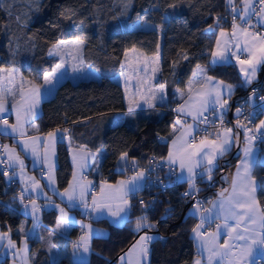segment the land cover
Masks as SVG:
<instances>
[{
  "label": "trees",
  "instance_id": "obj_1",
  "mask_svg": "<svg viewBox=\"0 0 264 264\" xmlns=\"http://www.w3.org/2000/svg\"><path fill=\"white\" fill-rule=\"evenodd\" d=\"M126 2L40 0L37 11L30 0H7V4L0 0V66L17 65L23 74L40 80L57 62V58L49 54L52 44L70 38L86 42L84 58L99 71V77L62 80L54 94L43 100L42 113L36 121L40 130L73 126L72 134L78 143L102 149L101 176L109 181L133 172L129 165L124 167L119 163L123 153H127L128 163L132 161L135 170L146 167L151 156L164 159L166 142L158 136L167 134L172 125L173 112L167 109L169 104H175L172 91L185 84L195 65H207L213 75L233 82L236 85L234 101L241 100L251 90V87L243 89L238 85L240 74L232 63L210 65L215 31L208 29L217 24L227 0H131L125 7ZM17 16L21 17L19 21ZM228 23L229 20L225 25ZM158 45L160 68L170 99L162 105L165 113L156 117L142 116L135 126L125 122L107 123L104 116L125 108L122 86L114 79L124 51L136 47L153 54ZM260 75L258 83L264 82V65ZM87 119H90L88 123H80ZM98 122L99 131H95L92 128ZM77 130L79 136L76 138ZM57 159V183L63 188L71 176V162L62 138L57 142ZM257 168L264 174V165ZM220 183L221 179L216 178L211 195ZM186 186L187 181L174 180L157 200L144 203L146 207L137 203L135 196L130 215L123 224L94 220L104 225L108 234L92 238L87 261H73L65 254L47 264H116L118 256L144 232L164 237L150 244L149 264H192L196 254L192 229L197 218L188 211L187 199L181 194ZM18 190L16 184H7L0 169V229H11L10 236L16 241L22 235L18 229L28 220L15 202ZM143 192L142 189L137 194ZM259 192L263 198L264 189L260 188ZM142 215H146L155 227L138 233L134 225ZM53 223L54 219L48 220L43 230ZM75 233L73 229L71 234ZM29 240L31 249L39 245L35 238ZM7 261L8 258H4L0 264Z\"/></svg>",
  "mask_w": 264,
  "mask_h": 264
},
{
  "label": "snow or ice",
  "instance_id": "obj_2",
  "mask_svg": "<svg viewBox=\"0 0 264 264\" xmlns=\"http://www.w3.org/2000/svg\"><path fill=\"white\" fill-rule=\"evenodd\" d=\"M7 4V0H3ZM31 4L35 5V10L40 8V0H30ZM131 0H127L125 7L130 4ZM243 8L237 9L234 5V0H227V5L231 8L232 12V31L227 33L223 28L220 29L219 37L216 40V50L212 51L211 55L213 57V63L217 61L226 63L230 59V56H234L237 62L242 66L240 71L244 73L245 84H251L256 77L257 69L260 65H264V36L260 33H253L249 31L250 28L254 27L252 22V17L255 16L257 22L261 27H264V0H258L259 10H257L255 0H242ZM169 7H174V5H169ZM11 15V12L8 13ZM124 13H121L123 15ZM237 17H239L240 24L237 23ZM16 19L19 21L21 17L17 16ZM221 17H217V24H219ZM243 25V26H242ZM209 31L212 30V26L209 27ZM232 39H239L241 36L244 37V44L242 51L247 53L246 59H240L237 52H229V48L234 46L237 49H241L239 43L231 45L230 40L225 39L223 44L220 37L229 36ZM251 37V39H248ZM259 40V44L257 41ZM84 42L77 39L74 41H58L52 44L49 49V54L57 52L59 54L60 50L71 48L77 53L76 59L80 58V53L82 52ZM127 55V53H125ZM159 45L157 46L156 52V64H159ZM187 57H185L186 59ZM64 66L63 63L57 64L56 68L50 72L46 73L44 76V82L51 83L52 78L56 75V72ZM122 67L125 65L122 63ZM176 64H173V69L175 70ZM75 70V66H74ZM159 67L152 69V79L156 78L157 73H159ZM208 68L201 67L199 64L196 65V70L192 73L193 80L199 85L197 95L194 97L191 95L193 88L191 84L188 88V99L184 103L177 105L173 111L178 113L177 123L183 124L180 116H191L194 121L193 124H189L186 127L181 128V135L172 140V145L169 149L167 160L170 167L179 160V166L182 170L186 169L187 177L186 180L189 184V189L191 191L184 193L185 196L191 195L192 191H199L195 185V179L200 176L203 179L207 176L209 182L213 179V171L217 168L218 161L220 158L225 156L232 148L233 144H239L240 138L239 133H233L231 128H227L223 133H216L219 138L215 140H209L208 135L201 137L199 143L195 142V132L199 129L197 124L210 123L209 116L206 115L209 111L212 112L213 116H216L221 121V127L223 126V113L226 112L228 108V101L223 99V95L226 94L230 97L234 91L235 86L231 84H226L224 81H215L213 77L208 76ZM19 70L15 67L4 69L0 68V125L3 126V131L5 133L11 129L13 134H19L21 137L25 136V126L30 124L33 118L37 115L36 109L40 102V86L33 84L32 81H25L21 76L20 83L18 85V90H14L12 85L15 84L16 75ZM203 81V83H200ZM25 83L31 85L29 88H25ZM7 85V86H6ZM209 85H212L209 87ZM255 92V90H254ZM151 97L149 100V107H155L156 102H164L166 98V83L160 84L156 89L150 90L147 93ZM183 93H181V98L183 99ZM11 96V111L15 113L16 122L15 124H9L7 117L2 114L9 111V100L8 97ZM17 96L19 99H17ZM264 100V97H260ZM133 103L129 102V109L131 110ZM135 107H140L137 102ZM219 108V115L217 116L216 109ZM243 109L237 108V114L241 113ZM264 111V107L261 108ZM250 114L249 121L252 119ZM238 128L244 129V148L243 156L237 163L236 172L231 180V191L228 189H222L219 193V204L216 201H212V208L201 209L198 205L195 211L200 213V223H198L193 229L192 233L197 241L198 252L204 251L208 253L207 262L208 264H213V261L219 258V260L224 264H250V259L255 255H259L262 260H264V211H261L258 207V201L256 200L257 188L264 189V178L257 181L252 175L255 167V155L254 149L256 148V142H264V119L260 120L258 124L255 125L256 132H253L251 128L246 127L245 124L237 121ZM38 131V126H34ZM176 129L174 127L173 132ZM206 131V129H205ZM209 135H212L209 133ZM48 144L47 148H51L54 151V145L56 141V133H48ZM39 137L31 138V145L29 141L24 140L23 144L27 150L31 147V152L33 156H38L37 148L35 144L39 141ZM160 139H166L161 137ZM4 150L8 154V160L11 163H18L21 168V178L24 179V163L23 160L16 154L15 149H10L7 145L3 146ZM95 157L96 153H90ZM75 159V157H74ZM2 162V161H0ZM44 163H48V151L46 150L44 158ZM119 163L126 167L128 165L127 153H123L120 157ZM83 167L84 165H79ZM197 169L200 171L198 172ZM5 176L8 175L7 172L4 173ZM13 176L16 173L12 174ZM75 175V173H74ZM145 170H141L135 176L128 180H120L117 182L116 186L109 185L106 182H101L100 184V196L97 199L93 197L92 205L87 204L85 200V195L88 186L91 184L89 181L87 184L81 183L79 180L75 184H70L69 188L65 189L61 196L67 197L69 203H72L77 199V192L80 204L85 208H91L94 212H107L112 217L123 218L122 214H127L131 205L128 196L135 191L139 190V182L144 178ZM12 177H9L11 179ZM183 173L177 179H181ZM32 181L33 190H39V182L35 181L33 177H28ZM49 185L54 184V177L52 175V165L48 164V176ZM27 190V189H25ZM20 202L24 210L27 211L31 209V217L33 230H35L39 223V206L32 201L30 204H24L23 192L20 194ZM141 205L144 206V202L141 201ZM59 209L60 217L57 219L55 228L53 230V235L60 231H67L69 224L68 213L56 205ZM146 207V206H144ZM215 209V216L212 215ZM167 211V210H166ZM214 219H222V223L216 224V231L208 232L205 231V225L214 221ZM235 221L234 224H229L228 221ZM155 224L150 223L146 215L137 217L136 223L134 225L136 232H141L143 229L154 228ZM89 232H91V226H88ZM221 229H226V237L223 244L219 243L221 238ZM18 231L23 232L24 229L20 228ZM11 229L8 232H0V240L7 239L8 249H15L13 251V257L19 256L23 264H28L29 257L27 256V242L26 239L23 242V247L16 249L15 241L11 240L10 237ZM164 239V237H154L148 235L144 232L140 235L139 240L135 241L129 248L128 252L120 257L121 264L124 260L128 259V264H147L148 256L151 251L150 244L155 239ZM87 237L81 236L77 242H74L73 248L79 249L83 248L84 252L89 251V246L87 244ZM233 241H239V243H233ZM257 246H259V251H257ZM55 248V245L50 241L47 243V250L49 252ZM194 264H203L202 259H197Z\"/></svg>",
  "mask_w": 264,
  "mask_h": 264
},
{
  "label": "crops",
  "instance_id": "obj_3",
  "mask_svg": "<svg viewBox=\"0 0 264 264\" xmlns=\"http://www.w3.org/2000/svg\"><path fill=\"white\" fill-rule=\"evenodd\" d=\"M234 5L237 9L243 8L242 0L236 1L234 0ZM237 23L240 24L239 17H237ZM258 26L259 23L256 22ZM254 25V24H253ZM243 26V25H242ZM223 28L227 33H231L232 31V19L229 21V23L225 26L215 25L212 27V29L215 31V37H214V44L210 51V65H216V64H226V63H232L239 71L240 77L238 80V85L241 86L243 89L251 87V90L244 94V98L242 96L243 100L247 101H253L254 100V91H252V88L254 84L258 83L260 80V73L261 68L263 65H260L256 72V77L252 81L251 84H245V77L244 73L240 71L241 67H247L240 65L236 58L234 56H230V59L226 63H222L217 61L215 64L213 63V57L211 55L212 51L216 50V40L219 37L220 29ZM249 31L253 33H257L255 29L252 27L249 29ZM262 36H264V33H260ZM221 42L223 44L225 39L230 40L231 45H235L239 43L241 45V49H237L236 47L232 46L229 48V52H237L238 55H242L243 57L240 59H246L247 53L242 51L243 44H244V37L241 36L239 39H232L229 36L226 37H220ZM248 39H251V37H248ZM77 40L76 38H70V39H61L59 41H74ZM80 40V39H79ZM82 41V40H81ZM58 42V41H57ZM84 42V46L82 49V52L80 53V58L76 59L77 53L73 51V49H62L60 50L59 54L57 52H53L50 55H53L57 58L56 64L53 66V68L47 72H45L40 80H36L28 75L23 74L19 67L17 65L11 64V65H3L0 66V68L9 69V68H17L19 70V73L16 75L15 78V84L12 85L14 90H18V85L20 83L21 76L24 78L25 81H32L33 84L40 86V102L37 105V115L33 118L30 124L25 126V136L21 137L18 133L13 134L11 132V129L8 130L7 133L3 131V126L0 125V159H5L7 165L9 166L8 175L5 176V180L8 183H14L19 187L18 193L15 197V202L18 204L19 210L28 218L27 221L23 223L22 228L24 229L21 235V238L16 241L11 238V240L15 241V248L19 249L23 247V242L26 239L27 242V256L29 257L28 264H47L49 262L54 261L58 257L67 254L71 260L73 261H87L90 258L91 255V241L94 236H106L108 234V229L101 224L96 223L94 220L98 219H105L113 224L120 225L123 224L127 218L130 215L132 204L134 201V195L140 192L146 182V170L145 167L139 168L137 170H134L133 172L122 175L118 177L117 179L113 181H109L107 179L102 178L101 176V163L104 157V151L102 149H95L92 148L84 143H78L76 139H74L72 134V128L71 127H64L59 126L55 127L54 129L49 130H40L38 128V131L35 129L34 126H38L37 124V118L42 113V102L45 98H48L52 96L55 92L56 86L64 79L69 78L73 81H77L82 78H89V77H99V71L97 69H94L92 66H90L87 61L84 58V52L86 46V42ZM56 43V42H55ZM259 44V40L257 41ZM52 46V45H51ZM51 48V47H50ZM157 52V51H156ZM156 52L153 54H146L142 52L140 49L136 47H130L127 48L124 51V54L120 61V70L119 72L114 76V79L117 80L123 89V99L125 103V108L122 110H116L111 113H109L108 116H104V119L107 123L114 125L118 123L125 122L129 126H135L138 122V120L142 116H160L165 113V110L162 109V105L167 104L169 99V94L167 92V83L165 77L162 75L160 64H161V52L159 48L160 58H159V64H156ZM127 53V55H125ZM63 60V61H62ZM62 61V62H61ZM63 62H67L69 66L67 67L69 70L65 72L63 69H59L56 72V75L52 78L51 83H45L44 82V76L46 73L52 72L57 64H61ZM122 63L125 65V67H122ZM198 65V64H197ZM201 67L208 68L207 65L199 64ZM75 66V70H74ZM159 67L160 71L157 73L156 78L153 80L152 77V69ZM196 70V65L194 66L191 75L186 80L185 84L183 86H176L173 88V94H172V102L174 104V109L177 107V105L184 103L185 100L188 99V88L191 84L193 91L191 95L194 97L197 95L199 85L193 80L192 73ZM208 76H211L214 78L215 81H224L226 84L234 85V91L232 95L229 97L226 92L223 95V99H226L228 101V108L226 112L223 113V116H228L229 111L231 109V102L235 99V90L236 85L224 78L218 77L216 75H213L209 71L207 72ZM166 83V98L164 102H156L155 107H149V100L151 99L150 96L147 95V93L150 90L156 89L160 84ZM200 83H203V81H200ZM262 84V88H264V82H260ZM7 86V85H6ZM212 85H209L211 87ZM25 88L31 87V85L25 83ZM181 93H183V99L181 98ZM238 98H241L240 96ZM17 99L19 97L17 96ZM241 99V100H242ZM9 100V111L7 113L2 114L3 116L7 117L9 124H15L16 117L15 113L11 111V96L8 97ZM133 103V107L130 110L129 109V102ZM140 104V107H135L136 103ZM217 114L219 115V108L216 109ZM236 110L234 108V105L232 107V112L235 113ZM177 117L178 113L173 112L172 114V125L170 128V131L164 135L163 141L166 142V151L164 155V159L167 163V157L169 153V149L173 147L172 140L176 137L180 136L181 128L186 127L189 124H193L194 121L191 120V116H180L181 121L183 124L177 123ZM264 119V118H263ZM90 119L82 120L80 123H88ZM237 125V124H236ZM232 127H222L219 128L216 132L211 133L212 135H209V133L203 134L201 137L208 135L209 140H215L219 137L215 135L216 133H223L227 128H231L233 130V133H239L240 143L239 144H233L231 150L218 161V167L214 169L213 171V179L215 180L218 176L221 179V183L218 185V187H224L226 186V189L231 191V180L230 178L234 176L236 172V166L240 158L243 156V148H244V129L238 128L237 126ZM176 129L175 133L173 132V129ZM81 130V127L78 128ZM95 131H99V122L96 124V126H93ZM78 131V130H77ZM55 132L56 133V141L54 145V151L51 148L46 149V145L48 144V133ZM81 133V131H80ZM79 136V131L76 134V138ZM32 137H39V141L36 142L35 147L38 151V156H33L31 152V147H29L27 150L24 147L23 141L27 140L29 141V144L31 145V138ZM201 137L197 138L195 142L198 144ZM62 138L65 140L67 147H68V154H69V160L71 162V176L69 178V181L67 185L63 188H60L57 183V177H56V165H57V142L58 139ZM7 145L10 149H15L16 154L20 157L21 160H23L24 168V179L21 178V168L19 167L18 163H11L8 160V154L4 150L3 146ZM46 150L48 151V163L43 162V158L45 155ZM90 153H96L95 157L90 155ZM234 154V157L232 155ZM254 155H255V167L253 170L252 175L255 177L257 181H260L262 178H264L263 173H259L258 166L264 165V151H260L257 147L254 149ZM75 157V159H74ZM221 161V164H220ZM52 165V175L54 177V184L49 185L47 176H48V164ZM83 164V167H80L79 165ZM176 167V174H175V180L186 182L187 177V171L186 169L182 170L179 166V160L176 161L174 164ZM225 165V166H223ZM220 167V168H219ZM141 170H145L144 178L139 182L140 187L139 190L135 191L134 193L130 194L128 196L129 203L131 205L130 209L128 210L127 214H122V219L117 217H112L107 210H104L103 212H94L89 207L85 209L79 201L78 198V192H77V199L74 200L72 203H69L67 200V197L61 196L60 193H63L65 189L69 188L70 184H75L77 180H79L81 183L87 184L89 181L91 184L88 186L85 200H89V205H92L93 203V197H96L97 199L100 196V184L101 182H106L109 185L116 186L117 182L120 180H128L131 177L135 176L138 172ZM226 170L224 173L223 171ZM16 173L15 176L12 174ZM75 173V175H74ZM181 173H183V177L181 179H177V177L181 176ZM9 177H12L9 179ZM28 177H33L35 181L39 182L40 189L39 190H33L32 188V181L28 179ZM202 181H208L207 176H205ZM92 185H96L97 190L90 194L89 190ZM27 189V190H25ZM260 188H257L256 192V200L258 201V207L261 211H264L263 207V201L264 197L261 198L260 196ZM23 192L24 196V204H30L32 201H35V203L39 206V219L40 223L38 227L33 230V224H32V217H31V209L29 208L27 211L24 210L23 206L20 202V194ZM219 194L214 193L210 196L208 200V204L206 207L201 206L200 204H194L193 207H189L188 211L192 213L197 218V224L200 223V213L195 211L196 206L198 205L201 209L206 208H212V201H216L217 204H219ZM56 205H59L61 208H64V210L68 213L69 216V224L70 227H68L67 231H60L57 232L55 235H53V230L55 228V224L57 219L60 217L59 209L56 207ZM88 212V216H85V212ZM213 216H215V209L212 213ZM50 219H54V223L52 225H49L48 229L43 230V224H46V222ZM46 221V222H45ZM222 223V219H214L213 222L208 223L205 225V231L208 232H214L216 231V224ZM229 224H234L235 221L229 220ZM196 224V225H197ZM91 226V232H89L88 226ZM76 229L75 234H71L72 230ZM226 229H221V238L219 240L220 244H223V241L226 237ZM0 232H8V231H1ZM144 233L140 234L143 235ZM148 235L153 236V234L148 233ZM81 236H86L87 244L89 246V251L84 252L83 248L75 249L73 248L74 242H77ZM11 237V236H10ZM33 237L36 240L39 241V245L31 249V244L29 238ZM140 236L137 237V240H139ZM193 239L195 243V251L196 254L193 257L192 264H194V261L197 259H202L203 264H208L207 262V256L208 253L204 251L198 252L197 250V241L193 234ZM0 263L2 259L8 258V261L6 264H23L22 259L17 256L13 257V251L15 249H8L6 246L8 244V240H0ZM51 242L55 245V248L52 249L51 252L47 250V243ZM134 241V242H135ZM133 242V243H134ZM132 243V244H133ZM233 243H239V241H233ZM132 244L124 251L122 252L118 258L116 259V264H121L120 257L127 253L129 248L132 246ZM150 247V246H149ZM257 251H259V246H257ZM254 256L250 259V264H254ZM150 259V253L148 256L147 264H149ZM123 264H128V259L126 258L123 262ZM213 264H222V262L217 258L213 261ZM226 264V262H224Z\"/></svg>",
  "mask_w": 264,
  "mask_h": 264
},
{
  "label": "built area",
  "instance_id": "obj_4",
  "mask_svg": "<svg viewBox=\"0 0 264 264\" xmlns=\"http://www.w3.org/2000/svg\"><path fill=\"white\" fill-rule=\"evenodd\" d=\"M257 10H259V4L258 0H255ZM232 12L231 8L226 4L225 10L223 13L220 14L219 17H221L219 21L220 26H224L227 20L232 19ZM252 22L255 25L253 28L257 33H264V27L258 26L256 24L257 19L255 16L252 17ZM240 58H242V55H239ZM254 100L253 101H247V100H237L234 101V108L235 110L237 108L243 109V111L239 114L237 112L231 113L228 116H223V126L222 127H232L237 124V121H240L241 123L245 124L246 127L251 128L253 132H256L255 125L259 123L260 120L264 118V111H261V108L264 107V100H261L260 97H264V88H262L261 83L254 84L252 91H254ZM168 110H171L172 112L174 109V105L171 103L167 107ZM250 114L252 115L251 121H249ZM206 115L209 116L210 123L207 125L205 124H197L198 131L195 132V140L199 137H201L203 134L206 133H214L221 127V121L216 118V116H213L212 112L209 111L206 113ZM218 116V114H217ZM192 120V118H191ZM206 129V131H205ZM164 137L162 135H159L158 138ZM256 147L260 151H264V142L257 141ZM0 169L1 172L4 174L5 172L8 173L9 166L7 165L5 159H0ZM130 169L133 171L134 164L132 161H129L128 163ZM146 170V182L143 187V193L135 194L136 196V202L141 204V201L144 203L151 204L155 200H157L160 196V193L165 192L166 188L173 183L175 180V174H176V167L175 165H172L170 167L169 163L165 161L160 156H151L149 158V164L145 167ZM199 172L200 170L197 169ZM195 185L196 188L199 189V191H192L191 195L185 196L184 193L191 191L189 189V184L187 182V186L182 190L181 194L186 199L192 198L193 204L197 203L200 204L203 207H206L208 204V200L212 194V189L215 186V180L209 181H202L200 176H197L195 179ZM97 190L96 185H92L90 187L89 193L92 194ZM87 204H89V200L86 201ZM85 216H88V212H85ZM254 264H264V260L259 255H256L254 258Z\"/></svg>",
  "mask_w": 264,
  "mask_h": 264
},
{
  "label": "water",
  "instance_id": "obj_5",
  "mask_svg": "<svg viewBox=\"0 0 264 264\" xmlns=\"http://www.w3.org/2000/svg\"><path fill=\"white\" fill-rule=\"evenodd\" d=\"M231 104H232V106H231V109H230V111H229V114H231V112H232V107H233V105H234V101L231 102ZM220 164H221V161H220ZM225 171H226V170H224L223 173H224ZM217 178H219V176H218ZM222 189H226V186L216 188V189H215V193H218V194H219L220 191H221ZM191 204H193V199H192V198H188V199L186 200V207L190 206ZM184 211H185V210H184Z\"/></svg>",
  "mask_w": 264,
  "mask_h": 264
},
{
  "label": "rangeland",
  "instance_id": "obj_6",
  "mask_svg": "<svg viewBox=\"0 0 264 264\" xmlns=\"http://www.w3.org/2000/svg\"><path fill=\"white\" fill-rule=\"evenodd\" d=\"M63 61V60H62ZM61 61V62H62ZM63 64H64V66L61 68V69H63V70H65V72H67L69 69L67 68L68 66H69V64L67 63V62H63ZM236 113V112H235ZM234 113V114H235ZM194 204H196V203H194ZM194 204H191L189 207L191 208V207H193L194 206ZM2 231V230H1ZM4 231V230H3ZM0 243H2V241L0 242Z\"/></svg>",
  "mask_w": 264,
  "mask_h": 264
}]
</instances>
